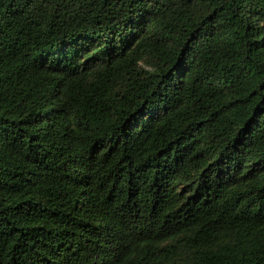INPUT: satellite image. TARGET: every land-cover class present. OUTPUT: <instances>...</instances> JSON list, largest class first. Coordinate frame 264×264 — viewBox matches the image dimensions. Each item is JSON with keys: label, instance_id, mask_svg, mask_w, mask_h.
Listing matches in <instances>:
<instances>
[{"label": "trees", "instance_id": "obj_1", "mask_svg": "<svg viewBox=\"0 0 264 264\" xmlns=\"http://www.w3.org/2000/svg\"><path fill=\"white\" fill-rule=\"evenodd\" d=\"M0 264H264V0H0Z\"/></svg>", "mask_w": 264, "mask_h": 264}]
</instances>
